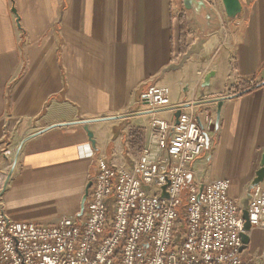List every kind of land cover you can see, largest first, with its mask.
Segmentation results:
<instances>
[{
    "label": "crops",
    "instance_id": "1",
    "mask_svg": "<svg viewBox=\"0 0 264 264\" xmlns=\"http://www.w3.org/2000/svg\"><path fill=\"white\" fill-rule=\"evenodd\" d=\"M239 1L236 20L222 0L214 7L219 42L165 71L184 55L182 0H0V174L10 173L25 138L42 132L22 146L1 196L6 216L46 224L76 216L99 159L132 168L149 140L152 85L191 86L183 102L170 97L175 106L231 97L219 119L216 104L196 107L218 130L191 179L230 180L229 196L246 210L264 155V0ZM187 26L189 49L197 30ZM87 120L95 146L77 124ZM249 236L245 253L264 256V230Z\"/></svg>",
    "mask_w": 264,
    "mask_h": 264
},
{
    "label": "built area",
    "instance_id": "2",
    "mask_svg": "<svg viewBox=\"0 0 264 264\" xmlns=\"http://www.w3.org/2000/svg\"><path fill=\"white\" fill-rule=\"evenodd\" d=\"M144 101L153 115L147 145L132 168L98 160L78 215L53 224L12 221L1 205L8 175L0 174V264H264V256L242 251L241 236L250 232L245 210L229 196L232 182L191 179L217 118L194 100L173 105L168 87L150 86ZM163 111L172 119L156 116ZM246 211L251 229L264 230L259 186Z\"/></svg>",
    "mask_w": 264,
    "mask_h": 264
},
{
    "label": "water",
    "instance_id": "3",
    "mask_svg": "<svg viewBox=\"0 0 264 264\" xmlns=\"http://www.w3.org/2000/svg\"><path fill=\"white\" fill-rule=\"evenodd\" d=\"M224 10L226 13V16L229 20H236L242 13L243 7L239 0H222ZM182 6L183 10L185 12L187 23L189 27H196L197 30V38L194 41V43L190 46V48L187 50V52L182 56L180 62L178 64H173L170 67H168L165 71H175L184 66V64L194 56H199L203 52L207 51L217 40L221 39L225 35V31L223 28V23L216 11V9L213 7V5L208 0H182ZM15 12V9H13ZM219 42V41H217ZM209 77L207 78V80ZM231 97H222L217 99H208L203 100L197 103L198 106L206 107L210 105H217V118H220L221 115V108L223 106V102L227 99H230ZM188 106V105H187ZM180 116V112L176 113L175 117L178 119ZM102 120V119H101ZM94 121H80L77 124L83 125L88 133L89 140L91 141L92 145L95 146V140H94V134L92 131L89 130V125L93 123ZM37 133L35 135L29 136L24 139V141L21 143L20 147L17 150L15 161L13 163V166L10 170V173L7 176L4 190H6L7 185L10 181V178L13 174V171L17 165L18 158L20 151L22 149V146L25 142L30 140L31 138L41 134ZM264 178V155L261 162V168L257 173V178L254 183V186L257 187L259 184L263 181ZM92 187V183L90 182L86 195L83 199V205L82 210L84 211L85 208V202L89 196V191ZM164 197H168V195L165 193ZM243 219L245 220V231L250 232L251 231V224L248 219V211H244ZM243 241V250H245L249 244H250V237L246 234H243L242 236Z\"/></svg>",
    "mask_w": 264,
    "mask_h": 264
},
{
    "label": "trees",
    "instance_id": "4",
    "mask_svg": "<svg viewBox=\"0 0 264 264\" xmlns=\"http://www.w3.org/2000/svg\"><path fill=\"white\" fill-rule=\"evenodd\" d=\"M180 19H181V52L185 54L188 50L189 42L191 37L194 35V32L188 29L187 19L184 11H182ZM241 86H243L245 93L246 90H248L247 88L248 86L246 84H242Z\"/></svg>",
    "mask_w": 264,
    "mask_h": 264
},
{
    "label": "rangeland",
    "instance_id": "5",
    "mask_svg": "<svg viewBox=\"0 0 264 264\" xmlns=\"http://www.w3.org/2000/svg\"><path fill=\"white\" fill-rule=\"evenodd\" d=\"M187 86H181V87H176L171 89L170 97L173 96L174 93H176V96L180 99L181 102L185 100V97L189 94L191 91L192 87L190 86L188 88V92L185 90ZM159 117L162 119L170 120L172 119V113L170 112H165V113H160Z\"/></svg>",
    "mask_w": 264,
    "mask_h": 264
}]
</instances>
